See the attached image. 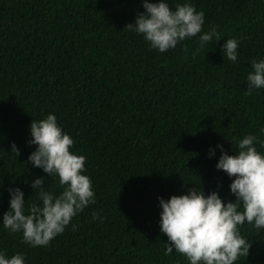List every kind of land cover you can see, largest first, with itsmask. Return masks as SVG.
Listing matches in <instances>:
<instances>
[{
  "label": "trees",
  "instance_id": "obj_1",
  "mask_svg": "<svg viewBox=\"0 0 264 264\" xmlns=\"http://www.w3.org/2000/svg\"><path fill=\"white\" fill-rule=\"evenodd\" d=\"M144 0H0V253L25 264H190L165 255L159 199L218 192L235 201L232 179L216 165L221 149L238 152L254 135L264 142V87L247 90L253 60H264V0H167L203 11L202 33L159 52L124 29ZM158 2V0H149ZM218 26L220 41L200 47ZM238 42L237 60L223 45ZM53 114L86 158L95 203L72 218L48 246L32 247L3 227L9 189L42 205L31 184L64 190L28 161L30 125ZM20 150L16 157L11 145ZM264 155V147L256 143ZM210 150L214 155L210 156ZM99 213L97 219L93 214ZM251 248L235 264H264V229L240 227Z\"/></svg>",
  "mask_w": 264,
  "mask_h": 264
},
{
  "label": "clouds",
  "instance_id": "obj_2",
  "mask_svg": "<svg viewBox=\"0 0 264 264\" xmlns=\"http://www.w3.org/2000/svg\"><path fill=\"white\" fill-rule=\"evenodd\" d=\"M143 7L146 11L124 29L142 34L150 47L161 53L202 33L205 14L190 3H178L173 10L167 0L155 3L144 0ZM217 27L199 35L201 48L213 42L214 37L220 41ZM237 49L235 39H228L223 45V52L232 62L237 60ZM251 67L253 71L247 76L249 95L264 87V60H253ZM30 133L29 144L37 147L28 161L48 177H58L64 190L55 196L45 190L44 178L35 179L31 187L42 205H29L26 214L24 193L20 188L9 189L10 208L4 213L2 223L11 233H22L24 243L32 247L48 246L65 231L74 216L95 203V194L91 179L82 174L86 158L70 151L74 140L63 132L55 115L33 120ZM256 143L264 147L257 136L246 135L239 140L235 155L225 152L222 145L217 146L221 156L216 168L234 178L229 186L236 197L234 202L225 204L218 192L206 196L203 189L195 187L188 194L173 195L167 201L158 198L162 208L160 229L168 238L165 255L175 250L190 264H235L240 257H248L251 243L242 238L240 227L247 222L257 230L264 229V155L257 151ZM11 150L16 157L20 155L15 143ZM209 154L214 155V150ZM98 216L99 213H94L93 219ZM0 264H25V258L21 254L6 258L0 253Z\"/></svg>",
  "mask_w": 264,
  "mask_h": 264
}]
</instances>
